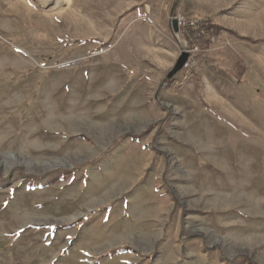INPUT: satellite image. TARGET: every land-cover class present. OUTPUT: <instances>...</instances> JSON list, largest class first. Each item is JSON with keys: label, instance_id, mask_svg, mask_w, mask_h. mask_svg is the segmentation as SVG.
<instances>
[{"label": "rangeland", "instance_id": "obj_1", "mask_svg": "<svg viewBox=\"0 0 264 264\" xmlns=\"http://www.w3.org/2000/svg\"><path fill=\"white\" fill-rule=\"evenodd\" d=\"M0 264H264V0H0Z\"/></svg>", "mask_w": 264, "mask_h": 264}, {"label": "trees", "instance_id": "obj_2", "mask_svg": "<svg viewBox=\"0 0 264 264\" xmlns=\"http://www.w3.org/2000/svg\"><path fill=\"white\" fill-rule=\"evenodd\" d=\"M201 30L206 32L210 37H215L220 34L222 29L212 24L211 22H204L199 24L197 27H186L182 31L186 37L188 46L191 49L208 50L211 44L210 40H206ZM190 62H187V66Z\"/></svg>", "mask_w": 264, "mask_h": 264}, {"label": "bare ground", "instance_id": "obj_3", "mask_svg": "<svg viewBox=\"0 0 264 264\" xmlns=\"http://www.w3.org/2000/svg\"><path fill=\"white\" fill-rule=\"evenodd\" d=\"M23 1L28 6H32V7H34L35 10H38V11H41V12H43L44 9L48 8V5L50 7H53L56 4L61 5V4H65L67 2V0H23ZM42 9H43V11H42Z\"/></svg>", "mask_w": 264, "mask_h": 264}, {"label": "water", "instance_id": "obj_4", "mask_svg": "<svg viewBox=\"0 0 264 264\" xmlns=\"http://www.w3.org/2000/svg\"><path fill=\"white\" fill-rule=\"evenodd\" d=\"M173 28H174L175 33L179 32L178 20H173ZM188 58H189L188 53H185L180 57V59L178 60V63L176 64V67H175L174 71L172 72L170 78L186 66Z\"/></svg>", "mask_w": 264, "mask_h": 264}, {"label": "built area", "instance_id": "obj_5", "mask_svg": "<svg viewBox=\"0 0 264 264\" xmlns=\"http://www.w3.org/2000/svg\"><path fill=\"white\" fill-rule=\"evenodd\" d=\"M179 25H181V20H179Z\"/></svg>", "mask_w": 264, "mask_h": 264}]
</instances>
